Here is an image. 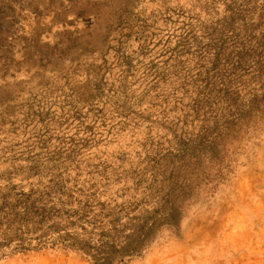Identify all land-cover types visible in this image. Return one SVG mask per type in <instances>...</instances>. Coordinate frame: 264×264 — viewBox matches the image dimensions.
Returning a JSON list of instances; mask_svg holds the SVG:
<instances>
[{
  "label": "rangeland",
  "instance_id": "1",
  "mask_svg": "<svg viewBox=\"0 0 264 264\" xmlns=\"http://www.w3.org/2000/svg\"><path fill=\"white\" fill-rule=\"evenodd\" d=\"M263 36L264 0H0V194L43 191L55 210L105 202L122 235L150 223L163 159L248 116L252 69L231 67ZM238 141L180 230L119 264H264V126ZM53 222L21 230L11 248H28L2 247L0 264H91L50 246L82 232Z\"/></svg>",
  "mask_w": 264,
  "mask_h": 264
},
{
  "label": "trees",
  "instance_id": "2",
  "mask_svg": "<svg viewBox=\"0 0 264 264\" xmlns=\"http://www.w3.org/2000/svg\"><path fill=\"white\" fill-rule=\"evenodd\" d=\"M249 67L252 69L251 75H254L252 80L255 81L254 89L257 93L248 102V116L244 118L241 114L232 113L231 121H224L211 143L197 154L183 151L174 157L163 159L164 166L156 171L158 178L154 179L157 185L152 206L153 213L158 215L150 223L149 217L135 218V221L142 224L140 228H127L129 234L122 235L123 231L116 229L120 225V217L105 202L97 200L87 204L88 202L82 203L81 200L77 202L76 209L63 207L55 210L54 204L47 207L46 199L49 195L46 192L39 191L37 195L35 192H8L0 194V249L11 248V241L14 237H20L21 230L29 232L30 229H38L55 220L56 223L53 224L56 228L65 230L69 225L82 232H63L64 236L57 237L51 247L80 251L90 259L91 264H119L142 254L164 233L176 234L191 202L213 189L216 184L214 182L231 166L233 154L240 144L239 135L242 136L243 132L255 134L264 126V40L261 37L256 40L255 46L249 48V52H239L231 67L234 70L232 74L237 75ZM245 75L248 77L249 74ZM224 83L230 85L232 82ZM237 99L239 97L233 92L231 96L229 94L222 99L223 107L227 110L225 113L237 106ZM215 166L216 171L212 173L211 167ZM62 190L59 192L60 197L65 196L68 200L69 193ZM86 216L90 217L84 219ZM144 227H147L146 231ZM17 240L21 241L14 243L9 253L28 248L24 246L22 239ZM93 240L95 242L91 244ZM40 245L42 244L38 243L36 246Z\"/></svg>",
  "mask_w": 264,
  "mask_h": 264
}]
</instances>
